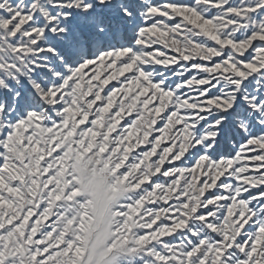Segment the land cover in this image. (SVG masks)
<instances>
[{
	"label": "snow or ice",
	"instance_id": "1",
	"mask_svg": "<svg viewBox=\"0 0 264 264\" xmlns=\"http://www.w3.org/2000/svg\"><path fill=\"white\" fill-rule=\"evenodd\" d=\"M0 264H264V0H0Z\"/></svg>",
	"mask_w": 264,
	"mask_h": 264
}]
</instances>
